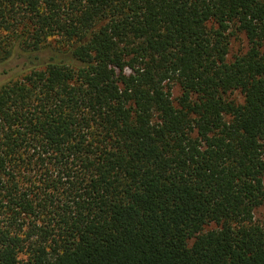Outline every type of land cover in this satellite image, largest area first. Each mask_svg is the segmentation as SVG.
Listing matches in <instances>:
<instances>
[{
  "label": "trees",
  "instance_id": "16d2710c",
  "mask_svg": "<svg viewBox=\"0 0 264 264\" xmlns=\"http://www.w3.org/2000/svg\"><path fill=\"white\" fill-rule=\"evenodd\" d=\"M17 51L0 264H264V0H0Z\"/></svg>",
  "mask_w": 264,
  "mask_h": 264
},
{
  "label": "rangeland",
  "instance_id": "374dc122",
  "mask_svg": "<svg viewBox=\"0 0 264 264\" xmlns=\"http://www.w3.org/2000/svg\"><path fill=\"white\" fill-rule=\"evenodd\" d=\"M247 50V41L245 36L239 35L237 39H232L230 44V51L228 58L229 60L240 53H243ZM47 53L45 55H40L43 58L47 57ZM35 66L28 60L26 55L17 51L16 54L12 56L11 59L7 60L4 63L0 64V87L4 84L19 80L23 77V75L27 74L31 68ZM180 90L178 87H174L172 90L173 98H177L180 96ZM231 99H234L237 103H242L243 97L240 95L239 92H234L230 96ZM254 219L258 223H264V205L257 208L254 212ZM210 226L207 229L212 228Z\"/></svg>",
  "mask_w": 264,
  "mask_h": 264
}]
</instances>
